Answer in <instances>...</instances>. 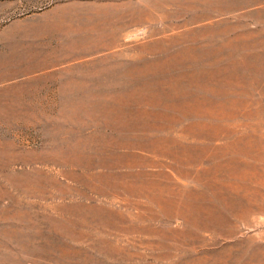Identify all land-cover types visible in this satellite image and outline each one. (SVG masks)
I'll return each instance as SVG.
<instances>
[{
    "label": "rangeland",
    "instance_id": "1",
    "mask_svg": "<svg viewBox=\"0 0 264 264\" xmlns=\"http://www.w3.org/2000/svg\"><path fill=\"white\" fill-rule=\"evenodd\" d=\"M0 264H264V0H0Z\"/></svg>",
    "mask_w": 264,
    "mask_h": 264
}]
</instances>
